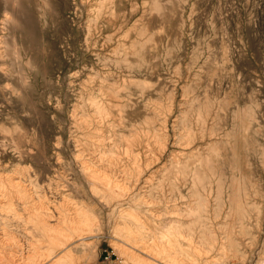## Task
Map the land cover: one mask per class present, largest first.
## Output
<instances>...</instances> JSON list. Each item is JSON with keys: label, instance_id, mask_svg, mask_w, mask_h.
<instances>
[{"label": "rangeland", "instance_id": "1", "mask_svg": "<svg viewBox=\"0 0 264 264\" xmlns=\"http://www.w3.org/2000/svg\"><path fill=\"white\" fill-rule=\"evenodd\" d=\"M4 1L7 0H0V22L3 21V15L5 14V9H3ZM154 1L156 4H154ZM19 2L28 6L27 12L31 21L30 33L25 34L21 29L19 30L20 24L18 23L20 21L15 24L16 29L12 32V35L9 31H0V54L2 55L0 56V73L3 69L11 71L8 77L0 79V125H2V127L0 126V161H3L8 166L20 162L26 174H29L33 180L41 182V191L47 193V195L51 194L48 188L50 183L62 186L57 194L59 197H61V192H63V186L65 185H71L72 183V185L82 187V193L75 190L69 192L71 193L68 194L71 195V200H69L70 202L67 201L69 203L66 204V208L71 207L70 209L73 211V207L77 203H85L87 205L88 202L87 206H90L89 208L96 215L94 224L97 223V226L94 227L96 230L92 233L93 236L87 239L89 246L85 251L80 242H78L77 246H75L76 244L73 245L75 248L73 257L76 264H100L105 251L111 254L113 264H131V261L118 251L115 243L120 242L123 245L128 243L124 246L129 248L130 251L134 250L132 247L133 243L128 242L121 234L117 233L120 231L117 227L121 225V218H118L120 217L119 210H111L107 206V201L103 197L101 198L104 192L107 191L105 181H96L97 188L101 190L100 193L102 194L94 195L89 190L88 183L85 182L82 176L81 162L83 160L91 162V164L100 166L102 171L105 170L112 178L114 176L115 179L122 180L120 183H125L128 193L133 194V196L137 193L144 194L146 192V197L144 196L143 200L151 205V201L156 198L157 192L154 189L153 195L150 191H153L151 189L155 188V186L157 187L162 175L158 171H161V166L167 162L174 151L180 152L181 150L195 153L199 151L205 155H212L211 158L216 160L215 165L220 168V171L226 167L222 170L223 172L221 171L222 173L220 172L221 176L227 175L226 177L220 176L221 181L229 183V180H231L230 176L234 173L237 185L240 181L241 185H238L239 188L243 189L245 187L248 190V192H240L237 196V200L242 204L239 205L241 206L240 209L244 211L246 209L245 212L249 215L245 212L242 214L239 209L240 213L236 208V211L240 214L235 211L232 224L235 232L238 231L236 232L238 233L236 234V243L239 254L237 258L231 257L233 260L229 258L227 264H260L262 260L264 261V164H262L264 163V138H262L264 137V0H16L14 5ZM16 51L17 54L15 53ZM151 69L152 71H150ZM100 85H105L110 90L121 86V98L117 99L121 103V112L118 111L116 106L110 108L112 115L114 114L118 122L120 121L119 115H121V124L118 123L120 125L113 128L115 133L112 131L110 133L105 128V124L99 128L102 130L100 135H105L101 144L102 148L104 147L103 149H110L112 147H109L111 144L115 141L119 143L121 140L120 149L123 155L121 158L124 161L121 164L124 166L129 165L131 167L130 172L122 171V167L120 172L118 167L111 168L108 166L100 158L99 152H95V149L99 148L91 145L97 141V138L92 140L91 135L89 137L84 135L87 129L81 124L79 117L89 113L91 107L87 99L90 94H99V89L96 88H99ZM197 95L202 97L204 101ZM191 102H194V104L198 103L194 105ZM228 104L229 107L227 108ZM190 106L195 109L190 114L192 119L188 115L190 123L188 121L186 123L198 135H196L197 139L193 143L184 146L180 144L178 139L180 134L184 132L183 118L184 115L186 117L190 109L192 110ZM226 110L229 111L227 112ZM232 110H235V112ZM184 111L186 113H183ZM200 116L204 118V122L199 120L201 119ZM241 117L242 120H240ZM255 118L257 119L255 120ZM258 121H261V123ZM94 126H96L95 123ZM69 127L70 130L72 129L71 131L68 130ZM147 127L151 128L152 132L160 133V130L161 133L167 135L168 141L165 148H161L155 141H151L149 146L145 145L147 142L145 136V131L146 129L148 130ZM178 127L179 129H177ZM240 127L244 128L246 132H243ZM229 128L232 133H230ZM253 128L254 130H252ZM180 129L181 131H179ZM22 130L26 131L23 132ZM33 131L34 133H32ZM203 131L204 137L200 135ZM210 132H213V138L209 134ZM253 132L257 135H254ZM12 133L18 134L16 135L18 137ZM133 134L139 136L142 144L139 146V150L142 153L140 156H145L141 157L142 160L145 159L142 163L140 162L141 160L138 161L140 164L138 175L136 173L137 169L135 170L132 162L125 157L126 155L124 156V151L129 144V140H132ZM259 135H261L262 139ZM243 140H246V142ZM249 141L250 143H248ZM212 142H216L213 145L216 151H212L210 148ZM228 142L229 147L225 146ZM15 143H17V147L20 150L23 149L21 151L24 154L21 157L17 156L18 153L14 147ZM206 143L211 144H209L210 146L207 144V146ZM245 143L249 145L247 148L251 146V149H247ZM252 145L257 148H253ZM89 147L93 149L91 150ZM136 149L138 150V148ZM229 149L231 150L229 151ZM88 151L91 152L89 153ZM117 151H119V148ZM231 153L237 157L239 156L240 159L232 156ZM79 154L81 155L79 156ZM56 156H61L62 158H57ZM146 157L149 159L147 160ZM245 157H250L251 162L250 160L248 162L249 158ZM228 159L231 160L229 161ZM232 160L235 161L233 162ZM246 160L247 162L245 163ZM228 163H231V166ZM246 167H249L250 170ZM228 168H230V171ZM233 169L235 170L234 172ZM59 170L60 172H58ZM224 171L227 174H224ZM251 171L253 172L252 174ZM131 172L132 174H129ZM61 175L65 178L63 177L62 179ZM243 175H246L247 179ZM125 177L126 180L124 181ZM59 179L61 183L58 181ZM241 181L246 182L242 183ZM216 183L217 180H214L213 185L215 184V188ZM257 184L260 186L258 185L259 187H257ZM206 185H209V183ZM243 185L246 186L242 187ZM129 186L132 188L129 189ZM261 186L262 189L259 190L258 188ZM243 194H247L246 196L248 197L243 196ZM50 196L53 195L51 194ZM213 196H210V200L212 198L211 210H213L217 202V200L214 201L216 192H214ZM243 198L244 200H242ZM78 199L79 201H77ZM56 201H61V199L57 198ZM224 201H226V204L223 212H228L230 210L228 208V199L224 197ZM243 204H246V207L248 205V208L242 207ZM256 205L259 206H257L258 209L255 207ZM253 210L255 211L253 212ZM111 213L114 214L112 215ZM241 214L244 215L243 218ZM239 218H242V220ZM2 220L4 221V218L0 216V235L3 233L4 228H9L8 230L16 235H21L22 241L25 240L23 238L28 231L26 226L12 225L8 220V226L5 227L1 224ZM11 221L14 223V219H11ZM242 223L245 224L244 227H241ZM257 223L259 224L257 225ZM238 224L240 226H237ZM18 227L20 228L18 229ZM250 240L252 241L250 242ZM6 248L9 249V247ZM247 255L249 257H245ZM177 264L192 263L181 261Z\"/></svg>", "mask_w": 264, "mask_h": 264}, {"label": "bare ground", "instance_id": "2", "mask_svg": "<svg viewBox=\"0 0 264 264\" xmlns=\"http://www.w3.org/2000/svg\"><path fill=\"white\" fill-rule=\"evenodd\" d=\"M16 0H7L4 1L3 9H5V14L3 15V21L0 22V31L11 33L16 29V23L20 21L18 24L19 30L25 34L30 33L31 21L29 20V13L27 12L28 6L23 5L22 3H18L14 5ZM43 1V0H42ZM108 1V0H107ZM112 1V0H111ZM158 1V0H157ZM182 1V0H181ZM74 2V1H73ZM155 2V1H154ZM218 2V1H217ZM48 3V2H47ZM50 3H52L50 1ZM181 3V2H180ZM81 4V3H80ZM156 4V2L154 3ZM47 5V4H46ZM95 5V4H94ZM113 5V4H112ZM93 6V5H92ZM154 7V5H152ZM160 6V5H159ZM101 7V6H100ZM157 7V6H156ZM159 8V7H157ZM96 9V8H95ZM98 10V9H97ZM100 11V9H99ZM98 11V12H99ZM152 11H154L152 9ZM97 12V11H96ZM110 14V13H109ZM107 15V14H106ZM104 19V18H103ZM56 20V19H55ZM89 20V19H88ZM97 20V19H96ZM51 21V20H50ZM150 21V20H149ZM92 22V21H90ZM220 22V21H219ZM33 24V23H32ZM223 24V23H222ZM88 25V24H87ZM89 26V25H88ZM91 26V25H90ZM79 27V26H78ZM161 27V26H160ZM18 28V27H17ZM185 28V27H183ZM96 29V28H95ZM18 30V31H19ZM86 30V29H85ZM93 30V29H92ZM101 31V30H100ZM131 31V30H130ZM217 31V30H216ZM91 32V30H90ZM89 32V33H90ZM8 33V34H9ZM92 33V32H91ZM21 34V32H20ZM35 34V33H34ZM121 34V33H120ZM125 34V33H123ZM134 34V33H133ZM40 35V34H38ZM14 36V35H13ZM89 36V35H88ZM92 36V35H91ZM98 36V35H97ZM124 36V35H121ZM135 36V35H134ZM22 37V36H21ZM87 37V36H86ZM90 37V36H89ZM106 37V36H105ZM16 38V37H15ZM44 38V37H43ZM85 38V37H84ZM93 38V37H92ZM126 38V37H125ZM86 39V38H85ZM112 39V38H111ZM121 39V38H120ZM118 40V39H117ZM218 40V39H217ZM106 41V40H105ZM145 41V40H144ZM14 42V41H13ZM17 42V41H16ZM86 42V41H84ZM111 42V41H110ZM12 43V42H11ZM87 43H89L87 41ZM96 43V42H95ZM139 43V42H138ZM3 44V43H2ZM68 44V43H67ZM86 44V43H85ZM103 44V43H102ZM1 45V44H0ZM14 45V44H13ZM66 45V44H65ZM64 45V46H65ZM143 45V44H142ZM96 46V45H95ZM183 46V45H182ZM252 46V45H251ZM254 46V45H253ZM27 47V46H26ZM84 47V46H83ZM88 47V46H87ZM94 47V46H92ZM16 48V47H15ZM39 48V47H38ZM44 48V47H43ZM86 48V47H85ZM184 48V47H183ZM88 49V48H87ZM101 49V48H100ZM113 49V48H111ZM3 50V49H2ZM85 50V49H84ZM218 50V49H217ZM1 51V50H0ZM44 51V50H43ZM89 51V50H88ZM123 51V50H122ZM121 51V52H122ZM33 52V51H32ZM186 52V51H185ZM17 54V51L15 52ZM39 53V52H37ZM94 53V52H93ZM142 53V52H141ZM169 53V52H168ZM33 54V53H32ZM65 54V53H64ZM108 54V52H107ZM110 54V53H109ZM121 54V53H120ZM181 54V53H180ZM241 54V53H240ZM254 54V53H253ZM38 55V54H37ZM229 55V54H228ZM0 56H2L0 54ZM16 56V55H15ZM30 56V55H29ZM184 56V55H183ZM221 56V55H220ZM4 58V57H3ZM19 58V57H18ZM260 58V57H259ZM1 59V58H0ZM5 59V58H4ZM222 59V58H221ZM263 59V58H262ZM18 60V59H17ZM257 60V59H256ZM230 61V60H229ZM20 62V61H19ZM41 62V60H40ZM92 63V62H91ZM105 63V62H104ZM107 63V62H106ZM134 63V62H133ZM97 65V63H96ZM8 67V66H7ZM106 67V66H105ZM111 68V67H110ZM149 68V67H148ZM250 68V67H249ZM91 69V68H90ZM93 69V68H92ZM224 69V68H223ZM97 70V69H96ZM120 70V69H119ZM122 70V69H121ZM134 70V69H133ZM250 70V69H248ZM253 70V69H252ZM82 71V70H81ZM100 71V70H99ZM152 71V69L150 70ZM220 71V70H219ZM10 70L3 69L0 73V79L2 77H8ZM76 72V71H75ZM104 72V71H103ZM107 72V71H106ZM113 72V71H111ZM189 73V72H188ZM18 74V73H17ZM112 74V73H111ZM198 74V73H197ZM207 74V73H206ZM45 75V74H44ZM196 75V74H195ZM204 75V74H203ZM218 75V74H217ZM249 75V74H248ZM257 75V74H256ZM70 76V75H69ZM87 76V75H86ZM92 76V75H91ZM111 76V75H110ZM118 76V75H117ZM159 76V75H158ZM170 76V75H169ZM206 76V75H205ZM214 76V75H211ZM216 76V75H215ZM214 76V77H215ZM73 77V76H72ZM161 77V76H160ZM213 77V78H214ZM221 78V76H219ZM239 77V76H238ZM115 78V77H114ZM159 78V77H158ZM172 78V77H171ZM195 78V76H194ZM211 78V77H210ZM235 78V77H234ZM23 79V78H22ZM49 79V78H48ZM188 79V78H187ZM186 79V80H187ZM197 79V78H196ZM75 80V79H74ZM85 80V79H84ZM93 80V79H91ZM96 80V79H95ZM181 80V79H180ZM199 80V79H198ZM240 80V79H239ZM47 81V80H46ZM72 81V80H71ZM87 81V80H86ZM98 81V80H97ZM112 81V80H110ZM160 81V80H159ZM258 81V80H257ZM73 82V81H72ZM200 82V81H199ZM219 82V81H218ZM86 83V82H85ZM196 83V82H195ZM213 83V82H212ZM211 83V84H212ZM118 84V83H117ZM159 84V83H158ZM165 84V82H163ZM198 84V83H197ZM196 84V85H197ZM202 84V83H201ZM210 84V85H211ZM220 84V83H219ZM20 85V84H19ZM83 85V84H82ZM85 85V84H84ZM192 85V84H191ZM86 86V85H85ZM90 86V85H88ZM94 86V85H93ZM170 86V85H169ZM199 86V85H198ZM212 86V85H211ZM261 86V85H260ZM91 87V86H90ZM97 87V86H96ZM200 87V86H199ZM210 87V86H209ZM220 87V86H219ZM13 88V87H12ZM211 88V87H210ZM19 89V88H18ZM85 89V88H84ZM98 91V95L90 94L88 97V102L90 104L89 113H85L83 116H80L79 119L81 124L86 127L87 132L84 135L88 137L91 135L93 138H97L96 142H93L94 147L99 148L95 149V152L100 155L108 166L111 168L118 167L121 172H128L131 170L129 165H122L123 161L121 156V140L115 141L109 147L110 149H103L101 144L104 141L103 134L101 133L102 125H106L105 128L111 133L115 130L113 129L115 126H119L121 124V115H119L120 121L112 115L110 108L112 106L118 107V111L121 112V103L117 101L118 98H121V86L109 89L105 85H100ZM182 89V88H181ZM202 89V88H201ZM220 89V88H219ZM254 89V88H253ZM83 90V89H82ZM87 90V89H86ZM203 90V89H202ZM215 90V89H214ZM217 90V89H216ZM15 91V90H14ZM220 91V90H219ZM256 91V89H255ZM254 91V92H255ZM79 92V91H78ZM80 92H82L80 90ZM87 92V91H86ZM91 92V91H90ZM173 93V92H172ZM201 93V92H199ZM231 93V92H230ZM252 93V92H251ZM20 94V93H19ZM43 94V93H42ZM89 94V92H88ZM197 94V93H196ZM204 94V93H203ZM216 94V93H215ZM227 94V93H226ZM254 94V93H253ZM15 95V94H14ZM52 95V94H51ZM85 95V94H84ZM83 95V96H84ZM100 95V96H99ZM229 95V94H228ZM242 95V94H241ZM248 95V94H247ZM250 95V94H249ZM26 96V95H25ZM173 96V95H172ZM171 96V97H172ZM198 96V95H197ZM216 96V95H215ZM17 97V96H16ZM199 97V96H198ZM206 97V96H205ZM217 97V96H216ZM225 97V96H224ZM115 98V99H114ZM193 98V97H192ZM202 98V97H199ZM198 98V99H199ZM211 98V97H210ZM209 98V99H210ZM249 98V97H248ZM57 99V98H56ZM55 99V100H56ZM61 99V98H60ZM81 99V98H80ZM197 99V101H198ZM208 99V97H207ZM215 99V98H214ZM213 99V100H214ZM221 99V98H220ZM6 100V98H5ZM51 100V99H50ZM86 100V99H85ZM192 100V99H191ZM190 100V101H191ZM194 100V99H193ZM200 100V99H199ZM203 100V98H202ZM230 100V99H229ZM237 100V99H236ZM195 101V100H194ZM204 101V100H203ZM222 101V100H221ZM263 101V100H262ZM51 102V101H50ZM224 102V101H222ZM7 103V101H6ZM10 103V101H9ZM8 103V104H9ZM15 103V102H14ZM171 103V102H170ZM194 104V102H191ZM190 103V104H191ZM198 103V102H196ZM195 103V104H196ZM204 103V102H203ZM218 103V102H217ZM220 103V102H219ZM18 104V103H17ZM32 104V103H31ZM50 104V103H49ZM70 104V103H69ZM77 104V103H76ZM126 104V103H125ZM194 104V105H195ZM221 104V103H220ZM223 104V103H222ZM227 104V103H226ZM234 104V103H233ZM260 104V103H258ZM61 105V104H60ZM74 105V104H73ZM83 105V104H82ZM186 105V104H185ZM193 105V106H194ZM219 105V104H218ZM237 105V104H236ZM215 106V105H214ZM222 106V105H221ZM235 106V105H233ZM262 106V104H261ZM31 107V106H30ZM33 107V106H32ZM60 107V106H59ZM58 107V108H59ZM170 107V106H169ZM173 107V104H172ZM192 108V106H190ZM206 107V106H205ZM219 107V106H218ZM229 104L227 105V108ZM244 107V106H243ZM250 107V106H249ZM35 108V107H33ZM124 108V107H122ZM204 108V107H203ZM226 108V106H225ZM238 108V107H237ZM256 108V107H255ZM29 109V108H28ZM178 109V108H177ZM188 109V108H187ZM193 109H190L189 113L184 115V132L180 134L178 141H180L181 145H190L196 138L198 133L193 132V128L186 123L188 119V115L193 113ZM210 109V108H209ZM223 109V108H222ZM249 109V108H248ZM252 109V108H251ZM11 110V109H10ZM73 110V109H72ZM185 110V109H184ZM189 110V109H188ZM187 110V111H188ZM15 111V110H14ZM39 111V110H38ZM227 112L229 110H226ZM235 112V110H232ZM248 111V110H247ZM246 111V112H247ZM255 111V109H254ZM253 111V112H254ZM74 112V111H73ZM223 112V111H220ZM252 112V110H251ZM183 113H186L184 111ZM196 113V112H195ZM206 113V112H205ZM256 113V112H255ZM25 114V113H24ZM37 114V113H36ZM71 114V113H69ZM182 114V113H181ZM198 114V113H197ZM226 114V113H225ZM233 114V112H232ZM231 114V116H232ZM239 114V113H238ZM27 115V114H26ZM55 115V114H53ZM235 115V114H234ZM32 116V115H31ZM71 116V115H70ZM172 116V115H171ZM192 115L189 117L191 118ZM225 116V115H224ZM244 116V115H243ZM247 116V114H246ZM255 116V115H254ZM253 116V117H254ZM263 116V115H262ZM18 117V116H17ZM72 117V116H71ZM180 117V116H178ZM177 117V118H178ZM196 117V116H195ZM207 117V115H206ZM223 117V116H222ZM221 117V118H222ZM69 118V117H68ZM176 118V120H177ZM194 118V116H193ZM200 121L204 122V118L200 116ZM210 118V116H209ZM227 118V116H226ZM39 119V118H38ZM180 119V118H179ZM178 119V120H179ZM192 119V118H191ZM190 119V120H191ZM232 119H234L232 117ZM257 118H255L256 120ZM195 120V119H194ZM214 121V119H212ZM236 120V119H235ZM242 120V117L241 119ZM4 121V120H3ZM44 121V120H43ZM72 121V120H71ZM182 121V120H181ZM225 121V120H224ZM244 121V120H243ZM11 122V121H10ZM154 122V121H153ZM174 122V121H173ZM189 122V121H188ZM233 122V120H231ZM259 122V121H258ZM257 122V123H258ZM3 123V122H2ZM1 123V124H2ZM94 123L96 126H94ZM120 123V124H118ZM190 123V122H189ZM250 123V122H249ZM261 123V121L259 122ZM60 124V123H59ZM73 124V123H72ZM71 124V125H72ZM118 124V125H117ZM144 124V123H143ZM179 124V123H178ZM223 124V123H222ZM244 124V122H243ZM4 125V123H3ZM151 125V124H150ZM177 125V124H176ZM181 125V124H180ZM192 125V124H191ZM232 125V124H231ZM2 127V125H0ZM24 129V123H23ZM39 126V125H37ZM60 126V125H59ZM63 126V125H62ZM76 126V125H75ZM149 126V125H148ZM161 126V125H160ZM174 126V124H173ZM197 126V125H196ZM238 126V125H237ZM241 126V124H240ZM245 126V125H244ZM6 127V126H5ZM49 127V126H48ZM71 127V126H70ZM70 127L68 130H70ZM74 127V126H73ZM213 127V126H212ZM235 128V126H233ZM242 127V126H241ZM240 127V128H241ZM148 128V127H147ZM238 128V127H236ZM255 128V127H254ZM254 128L252 130H254ZM258 128V127H257ZM264 128V127H263ZM2 129V128H1ZM41 129V128H40ZM61 129V127H60ZM64 129V127H63ZM82 129V128H81ZM151 128L146 129L145 136L147 138V142L145 145L149 146L151 141H155L157 144L161 146V148H165L167 145V138L165 133H156L150 130ZM179 129V127L177 128ZM242 129V128H241ZM7 130V127H6ZM27 130V129H26ZM24 130V131H26ZM72 130V129H71ZM70 130V131H71ZM83 130V129H82ZM211 130V129H210ZM230 130V128H229ZM233 130V129H232ZM243 132L244 128L242 129ZM247 130V129H246ZM5 131V129H4ZM17 131V130H16ZM23 131V130H22ZM23 131V132H24ZM38 131V130H37ZM78 131V129H77ZM76 131V132H77ZM86 131V130H85ZM165 131V130H164ZM181 131V129L179 130ZM10 132H12L10 130ZM15 132V131H14ZM19 132V131H18ZM16 132V133H18ZM22 132V134H23ZM29 132V131H28ZM26 132V133H28ZM79 132V131H78ZM249 132V131H248ZM256 132V130H255ZM255 132L254 135H257ZM2 133V132H1ZM21 133V132H20ZM34 133V131L32 132ZM115 133V132H114ZM143 133V132H142ZM207 133V132H206ZM230 133L231 130H230ZM252 133V132H251ZM10 136V134L7 132ZM14 134V133H12ZM59 134V133H58ZM75 134V133H74ZM109 134V133H108ZM179 134V133H177ZM213 138V132L209 133ZM235 134V133H234ZM243 134V133H242ZM247 134V133H246ZM15 135V134H14ZM18 135V134H16ZM15 135V136H16ZM24 135V134H23ZM37 135V134H36ZM201 136L204 137V131ZM239 135V134H238ZM7 136V135H6ZM43 136V135H42ZM112 136V135H111ZM261 138V135H259ZM14 137V136H12ZM18 137V136H16ZM58 137V136H57ZM81 137V136H80ZM132 140H129V144L124 151V156L132 162L135 168L137 175L139 174L140 164L138 161L142 163V158L145 156H140L142 153L139 150V146H141V142L139 136L137 134L132 135ZM210 137V138H211ZM229 137V136H228ZM251 137V136H250ZM5 138V137H4ZM11 138V137H10ZM59 138V137H58ZM86 138V137H85ZM177 138V137H176ZM223 138V137H222ZM253 138V137H251ZM258 138V137H257ZM264 138V137H262ZM261 138V139H262ZM14 139V138H13ZM94 139V140H95ZM228 139V138H227ZM231 139V137H230ZM242 139V138H241ZM246 139V138H245ZM249 139V138H248ZM5 140V139H4ZM17 140V139H16ZM23 140V139H22ZM60 140V139H59ZM80 140V139H79ZM89 140V139H88ZM90 140V141H92ZM202 140V139H201ZM234 141V139H232ZM250 140V139H249ZM8 141V140H7ZM40 141V140H39ZM246 142V140H243ZM251 141V140H250ZM250 141L248 143H250ZM1 142V139H0ZM44 142V141H43ZM42 142V143H43ZM58 142V141H57ZM70 142V141H69ZM176 142V141H174ZM222 142V141H220ZM255 142V140H254ZM258 142V141H257ZM81 143V142H80ZM259 143V142H258ZM264 143V142H263ZM59 144V143H58ZM78 144V143H77ZM179 145L178 143H176ZM175 144V145H176ZM211 143H206V145ZM216 142H212V146H210L212 151H216L213 148ZM225 144V143H224ZM228 144V145H227ZM225 146L229 147V142ZM246 144V143H245ZM13 145V144H12ZM40 145V144H39ZM84 145V144H83ZM106 146V144L104 143ZM176 145V146H177ZM207 145V146H208ZM234 145V143H233ZM251 145V144H250ZM10 146V145H9ZM92 146V147H93ZM159 146V147H160ZM224 146V147H225ZM249 145H245L247 148ZM253 146V145H252ZM255 146V144H254ZM253 148H257L254 147ZM258 146V145H257ZM3 147V146H2ZM1 147V148H2ZM11 147V146H10ZM17 156L21 157L24 152L21 151L23 149H19L17 147V143L14 145ZM13 147V148H14ZM60 147V146H59ZM58 147V148H59ZM88 147V146H87ZM146 147V146H145ZM144 147V148H145ZM251 147V146H250ZM248 147V148H250ZM261 147V146H259ZM258 147V148H259ZM263 147V145H262ZM37 148V147H36ZM41 148V147H40ZM39 148V149H40ZM54 148V147H53ZM57 148V147H56ZM90 148V147H89ZM101 148V149H100ZM119 148V151H117ZM138 148V150L136 149ZM247 148V149H248ZM4 149V148H3ZM6 149V148H5ZM38 149V148H37ZM46 149V148H45ZM61 150V148H59ZM77 149V148H76ZM87 149V148H86ZM91 149V148H90ZM93 149V148H92ZM91 149V150H92ZM141 149V147H140ZM143 149V148H142ZM148 149V148H147ZM197 149V148H196ZM235 149V148H233ZM251 149V148H250ZM260 149V148H259ZM262 149V148H261ZM14 150V149H13ZM25 150V149H24ZM29 150V149H28ZM221 150V149H220ZM224 150V148H223ZM231 149H229L230 151ZM245 150V149H242ZM253 152L254 149H252ZM264 150V149H263ZM31 151V150H29ZM210 151V150H209ZM32 152V151H31ZM42 152V151H39ZM46 152V151H45ZM89 152V151H88ZM91 152V151H90ZM89 152V153H90ZM168 158L167 162H163L164 165L161 166V179L157 183V187L151 189V194L154 195V191L156 190L157 195L156 198L151 201L154 205L147 204L148 202L143 199L146 197V192L144 194L137 193L133 196V194L128 193L127 185L120 183V179L117 180L108 175L105 170L102 171L100 166H96L91 164V162L83 161L81 162L82 176L86 183H88L89 190L92 191L94 195H98L100 193V189L97 188L96 181L104 180L106 183L107 191L104 192L103 197L107 201L108 208L115 211L119 210L118 218H121V225L117 227L120 231L117 232L121 234L128 242L133 243L132 247L134 250H129V248L124 245L128 244L120 242L115 243V247L118 251L126 256L131 264H177L179 262H190L192 264H227V260H233L231 257H238L237 243H236V231L233 228V215L236 211H240L239 206L241 204L240 201L237 200L238 194L240 192H248V190L239 188V182L237 185L236 175L234 173L231 174V180L229 183H225L223 180L221 181L220 172L226 168L223 164V169L218 168L216 166V160H213L210 154H202L198 151L195 152H184L181 150L180 152H176ZM237 152V151H236ZM249 152V151H247ZM245 152V153H247ZM259 152V151H258ZM264 152V151H263ZM34 153V152H33ZM32 153V154H33ZM60 153V152H59ZM58 153V154H59ZM136 153V154H135ZM144 153V151H143ZM204 153V152H203ZM217 153V152H216ZM252 153V152H249ZM43 154V153H42ZM78 154V153H76ZM88 154V153H87ZM214 154V153H212ZM232 154V153H231ZM255 154V153H254ZM257 154V153H256ZM262 154V153H261ZM1 155V154H0ZM61 155V154H60ZM74 155V154H73ZM81 154H79L80 156ZM90 155V154H89ZM148 155V154H147ZM146 155V156H147ZM216 155V154H215ZM221 155V154H220ZM238 155V154H237ZM245 155V154H244ZM251 155V154H250ZM259 155V154H258ZM264 155V154H263ZM44 156V154H43ZM53 156V155H52ZM75 156V155H74ZM93 156V155H92ZM153 156V155H152ZM231 156V155H229ZM232 156H236L233 155ZM49 157V156H48ZM57 157V156H56ZM61 157V156H59ZM57 157V158H59ZM76 157V156H75ZM74 157V159H75ZM149 157V155H148ZM146 157L148 160L149 158ZM220 157V156H219ZM237 157V156H236ZM239 157V156H238ZM237 157V158H238ZM257 157V156H255ZM263 157V156H262ZM62 158V157H61ZM141 158V159H140ZM221 158V157H220ZM228 158V156H227ZM248 162L251 159L250 157ZM258 158V157H257ZM21 159V158H19ZM49 159V158H48ZM52 159V158H51ZM64 159V158H63ZM217 159V158H216ZM223 159V156H222ZM240 159V157H239ZM255 159V158H254ZM23 160V159H22ZM21 160V161H22ZM45 160V159H44ZM47 160V159H46ZM61 160V159H60ZM93 160V159H92ZM229 161L231 159H228ZM262 160V159H260ZM10 161V159H9ZM35 161V160H34ZM63 161V160H61ZM60 161V163H61ZM77 161V160H75ZM95 161V160H94ZM93 161V162H94ZM228 161V162H229ZM233 162L235 160H232ZM231 161V162H232ZM237 161V160H236ZM256 161V160H254ZM263 161V160H262ZM261 161V163H262ZM42 162V161H39ZM48 162V160H47ZM56 162V161H55ZM72 162V161H68ZM98 162V161H97ZM101 162V160H100ZM99 162V163H100ZM124 162V161H123ZM223 162V161H222ZM239 162V161H238ZM247 160L245 161V163ZM49 163V162H48ZM58 163V162H56ZM73 163V162H72ZM146 163V162H145ZM162 163V164H163ZM12 164V163H11ZM62 164V163H61ZM60 164V165H61ZM71 164V163H70ZM98 164V163H97ZM138 164V165H137ZM149 164V163H148ZM231 166V163H228ZM233 164V163H232ZM251 164V163H250ZM264 164V163H262ZM261 164V166H262ZM80 165V164H79ZM20 162L14 163L12 165H5L3 161H0V216L4 218V221L1 223L5 227L8 226L9 223L12 225H24L26 226V235H22L25 239L22 241L20 238L21 235H16L14 232L8 230L7 228H2L3 233L0 235V264H76L75 259L73 257L74 253V244L77 246L78 242L80 245L84 247V251L87 249L89 244L87 243V239L93 236V232L96 230L97 223L95 222V213L87 206L85 203H77L73 207V211L70 208H66V204H68L71 200V194L69 193L71 190L81 191L82 187H78L79 185H65L63 186L64 190L61 192V197L57 196L61 188L58 184L54 185L50 183L48 188L53 196L47 195V193L41 191V182L33 180L29 174H26ZM64 166V165H62ZM78 166V165H77ZM151 166V165H150ZM219 166V167H220ZM226 166V165H225ZM229 166V167H230ZM236 166V165H235ZM241 166V165H240ZM243 166V165H242ZM249 166V163H248ZM72 167V166H71ZM107 167V166H106ZM228 167V165H227ZM250 167V166H249ZM246 167V168H249ZM253 167V166H252ZM264 167V166H263ZM46 168V167H45ZM54 168V167H53ZM52 168V169H53ZM117 168V169H118ZM160 168V167H159ZM233 168V167H232ZM242 168V167H241ZM245 168V169H246ZM55 169V168H54ZM63 169V168H62ZM79 169V168H78ZM80 169V170H81ZM104 169V166H103ZM108 169V168H106ZM230 171V168H228ZM236 169V168H235ZM238 169V168H237ZM244 169V168H242ZM241 169V170H242ZM250 170V168L248 169ZM263 170V168H262ZM38 171V170H37ZM62 171V170H61ZM235 170L233 169V172ZM264 171V170H263ZM44 172V171H43ZM46 172V170H45ZM60 172V170L58 171ZM57 172V173H58ZM70 172V171H69ZM77 172V171H76ZM114 172V170H113ZM112 172V175H113ZM130 172V171H129ZM157 172V173H158ZM223 172V171H222ZM221 172V173H222ZM225 172V171H224ZM232 172V171H231ZM243 172V171H242ZM34 173V172H33ZM118 173V172H117ZM253 172L251 171V174ZM60 174V173H59ZM71 174V173H69ZM75 174V173H74ZM123 174V173H122ZM129 174H132L129 173ZM218 174V176H217ZM224 174H227L226 172ZM241 174V172H240ZM248 174V175H251ZM36 175V174H35ZM56 175V174H55ZM63 175V174H62ZM61 175V176H62ZM127 175V174H126ZM57 176V175H56ZM60 176V177H61ZM74 176V175H72ZM117 176V175H116ZM123 176V175H122ZM120 176V177H122ZM132 177V175H130ZM221 176V177H220ZM225 176V175H224ZM223 176V177H224ZM227 176V175H226ZM225 176V177H226ZM246 175H243L245 177ZM42 177V176H41ZM45 177V176H44ZM58 177V176H57ZM59 177V178H60ZM64 176H62L63 179ZM118 177V176H117ZM128 177V176H127ZM253 177V176H251ZM250 177V178H251ZM39 178V176H38ZM52 178V177H51ZM65 178V177H64ZM247 179V176L245 177ZM61 179V178H60ZM60 179L58 181H60ZM73 179V178H72ZM229 179V178H228ZM241 179V178H239ZM49 180V179H48ZM47 180V181H48ZM66 180V179H65ZM76 180V179H75ZM126 177L124 178V181ZM214 180H217L216 188L215 184L213 185ZM226 180V179H225ZM243 180V179H242ZM51 181V180H50ZM56 181V180H55ZM71 181V180H70ZM103 181V182H104ZM251 181V179H250ZM255 181V180H254ZM259 181V180H258ZM49 182V181H48ZM54 182V181H53ZM74 182V181H73ZM152 182V181H150ZM242 182V181H241ZM246 182V181H245ZM242 182V183H245ZM256 182V181H255ZM58 183V182H57ZM61 183V181H60ZM59 183V184H60ZM77 183V182H76ZM145 183V182H144ZM209 185H206L208 184ZM80 184V183H79ZM84 184V183H83ZM153 184V182H152ZM145 185V184H144ZM149 185V184H148ZM241 185V184H240ZM250 186V184L248 183ZM253 185V184H251ZM259 184H257V187ZM81 186V185H80ZM103 186V184H102ZM105 187V186H104ZM130 187V186H129ZM135 187V186H134ZM147 187V186H146ZM144 187V188H146ZM152 187V186H149ZM252 187V186H251ZM250 187V189H251ZM255 187V186H254ZM44 188V187H43ZM130 187L129 189H131ZM86 189V188H85ZM104 189V188H102ZM127 189V191H126ZM155 189V190H154ZM248 189V188H247ZM249 189V190H250ZM254 189V188H253ZM262 189V186L258 188ZM87 190V189H86ZM85 190V191H86ZM106 190V189H104ZM146 190V189H145ZM150 190V189H149ZM252 190V189H251ZM256 190V189H255ZM73 192V191H72ZM132 192V191H131ZM216 192L217 200L215 203L213 210L211 206L210 196L214 195ZM244 192V193H245ZM250 192V191H249ZM260 192V191H259ZM75 193V192H74ZM257 193V192H256ZM76 194H78L76 192ZM86 194V193H85ZM102 194V193H100ZM252 194V193H251ZM262 194V193H260ZM80 195V194H79ZM225 195V196H224ZM245 194H243L244 196ZM247 195V194H246ZM245 195V196H246ZM255 195V194H253ZM252 195V196H253ZM77 196V195H76ZM145 196V197H144ZM150 196V195H149ZM241 196V195H240ZM239 196V197H240ZM261 196V195H260ZM91 197V196H90ZM98 197V196H97ZM214 197V196H213ZM224 197L228 199V212H223L224 205L226 201L223 202ZM248 197V196H246ZM57 198H60L61 201H56ZM82 198V196H81ZM96 198V197H95ZM154 198V197H153ZM255 198V197H254ZM258 198V197H257ZM83 199V198H82ZM97 199V198H96ZM251 199V198H249ZM73 200V198H72ZM93 200V199H92ZM102 200V199H101ZM244 200V198L242 199ZM67 201H69L67 203ZM79 201V199L77 200ZM221 201V202H220ZM253 201V200H252ZM84 202V201H83ZM221 204H220V203ZM240 202V203H239ZM245 202V201H244ZM250 202V201H248ZM105 203V202H104ZM214 203V202H213ZM254 203V202H252ZM251 203V205H252ZM100 204V203H99ZM258 204V202H257ZM93 205V204H92ZM242 205V204H241ZM246 205V204H245ZM243 204L242 207L245 206ZM250 205V207H251ZM71 206V205H70ZM73 206V205H72ZM101 206V205H100ZM256 205L255 207H257ZM69 207V205H68ZM246 207V206H245ZM254 207V206H253ZM259 207V206H258ZM257 207V209H258ZM106 208V207H105ZM113 208V209H112ZM120 208V209H119ZM248 208V205L247 207ZM240 209V210H239ZM245 209V208H244ZM255 209V208H254ZM256 210V209H255ZM253 210V212L255 211ZM112 211V212H113ZM242 214L245 211L241 210ZM240 211V213H241ZM248 211V210H247ZM261 211V210H260ZM259 211V213H260ZM111 212V211H110ZM118 212V211H116ZM237 212V211H236ZM258 212V211H257ZM238 213V212H237ZM238 213V214H240ZM247 213V212H245ZM252 214V212L250 211ZM109 214V213H108ZM112 215L114 213H111ZM242 218L244 215H242ZM237 215V214H236ZM247 215H249L247 213ZM239 216V215H238ZM117 217V216H116ZM248 217V216H247ZM257 217V216H256ZM98 218V217H97ZM238 218V217H237ZM236 218V219H237ZM242 218L240 220H242ZM250 218V217H249ZM14 219V223L11 221ZM245 219V218H244ZM221 220V221H220ZM259 220V219H258ZM246 221V219H245ZM249 221V220H248ZM12 222V223H11ZM250 222V221H249ZM259 223H257L258 225ZM11 225V226H12ZM236 225V224H235ZM244 223H242L241 227H244ZM1 226V225H0ZM23 226V227H24ZM237 226H240L239 224ZM249 227V226H248ZM13 228V227H12ZM20 227H18L19 229ZM25 228V227H24ZM233 228V229H232ZM11 229V228H10ZM15 229V228H14ZM22 229V228H21ZM238 229V228H237ZM242 229V228H241ZM239 230V229H238ZM15 231V230H14ZM241 231V230H240ZM24 232V231H23ZM252 235V234H251ZM243 236V235H242ZM19 237V239H18ZM121 237V238H122ZM239 237V236H238ZM247 237V236H246ZM253 237V236H252ZM242 239V238H241ZM245 239V238H243ZM21 240V241H20ZM124 240V239H123ZM123 240H121L123 242ZM11 241V243H9ZM126 241V242H127ZM238 241V240H237ZM241 241V240H240ZM248 241V240H247ZM252 240H250L251 242ZM23 242V244H21ZM244 242V241H243ZM249 242V241H248ZM240 243V242H238ZM247 243V242H246ZM252 244V243H251ZM250 244V245H251ZM80 246V247H81ZM135 246V247H134ZM252 246V245H251ZM6 247H9L7 249ZM79 247V245H78ZM131 247V246H130ZM240 247V246H239ZM250 247V246H249ZM132 249V248H131ZM77 250V249H76ZM250 250V249H249ZM118 252V253H119ZM247 252V251H246ZM263 253V252H262ZM247 254V253H246ZM242 255V254H241ZM262 256V255H261ZM264 256V255H263ZM242 257V256H240ZM249 257V255L245 256ZM126 258V259H127ZM244 259V258H243ZM242 259V260H243ZM128 260V261H129ZM235 260V259H234ZM129 261V262H130ZM236 262V261H235ZM237 264V263H236ZM260 264H264L262 260Z\"/></svg>", "mask_w": 264, "mask_h": 264}, {"label": "built area", "instance_id": "3", "mask_svg": "<svg viewBox=\"0 0 264 264\" xmlns=\"http://www.w3.org/2000/svg\"><path fill=\"white\" fill-rule=\"evenodd\" d=\"M104 254L105 255H104L103 260L100 264H113L111 254L107 251H105Z\"/></svg>", "mask_w": 264, "mask_h": 264}]
</instances>
